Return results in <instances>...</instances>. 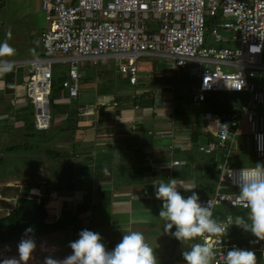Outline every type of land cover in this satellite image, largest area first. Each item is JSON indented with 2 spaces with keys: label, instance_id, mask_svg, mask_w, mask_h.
<instances>
[{
  "label": "built area",
  "instance_id": "obj_1",
  "mask_svg": "<svg viewBox=\"0 0 264 264\" xmlns=\"http://www.w3.org/2000/svg\"><path fill=\"white\" fill-rule=\"evenodd\" d=\"M48 26L39 34L41 54L20 60L29 64L25 99L32 106L37 129L50 126L52 65L67 63L62 88L70 98L79 90L83 60L99 64L113 58L131 85L138 81L137 61L144 56L164 57L173 72L196 80L193 100L211 92H244L248 102L224 111H205L195 122L203 136L196 144L205 154H219L211 192L200 197L220 222L234 221L238 184L258 166L231 163L234 139L246 125L255 157L264 159V0H40ZM214 21L210 26L207 20ZM221 30L227 35L221 34ZM211 36L217 46L207 45ZM88 105L83 110L88 109ZM227 125L228 130L225 129ZM174 164H178L175 160ZM228 210V211H227ZM243 216V215H242ZM232 225L217 253L244 249L232 236ZM198 238V243H203ZM213 264H220L219 255Z\"/></svg>",
  "mask_w": 264,
  "mask_h": 264
},
{
  "label": "crops",
  "instance_id": "obj_2",
  "mask_svg": "<svg viewBox=\"0 0 264 264\" xmlns=\"http://www.w3.org/2000/svg\"><path fill=\"white\" fill-rule=\"evenodd\" d=\"M22 47L17 46L13 56L1 60H29L41 54L40 44L23 49ZM145 57L149 56L142 58ZM86 62L90 61L83 60L79 63L81 76L77 96L70 98L67 91L61 88L63 97L69 98L60 101L62 116L52 121L57 125L67 124V127L72 128H50L56 130L51 132L61 137L60 141H54L57 149L60 146L72 147L69 162L73 163L74 190L55 194L53 190L48 189V199H44V196L40 198L42 195L38 193L30 195L28 190L25 191L28 196L45 202L49 222L58 218L67 219L73 215L78 218L77 225L81 219L78 217L76 206L87 204V225L91 231L99 233L102 240L105 237L106 250L114 249L127 232L139 231L154 248L158 264H185L183 251L198 243V238L182 244L170 234H165V221L159 217L162 201L155 197V185L176 179L178 184L185 187L194 184L196 188L192 191L202 197L207 193V188L201 184L205 182V168L209 165V160L213 158L214 161L219 154H204L197 150L196 144L210 137L206 138L201 134L200 128H196L199 127V123L195 122L197 118H194L191 125L183 126L181 120L184 117L178 116L180 120L175 117L172 106L177 101V94L173 86L176 87L177 84L173 83L170 88L164 86L169 80L174 82L181 72L176 71V76L165 75L164 77L171 78L156 85L157 82H151L152 78L154 75L162 78V72L155 67L154 70H150V67L139 69L138 81L135 84L139 86H136L134 91L118 90L109 83L107 75H97L95 72L92 76L87 74ZM23 79L22 76L21 80L14 82L13 78L8 79L9 81L0 79V99L7 96L6 92L12 97L9 104L7 103L9 106L3 108V104H0V116L6 115L13 119L14 128L17 127L15 116H20L19 123H22L23 108L29 106L28 103L25 106L22 102L25 100L22 92L24 88L20 87V84L25 85ZM124 79L126 80L125 76ZM188 86L190 84L185 83L181 89H187ZM12 101L18 103L11 105ZM0 102L3 103V100ZM85 105L89 106L87 110H83ZM2 121L5 122L1 117L0 124H3ZM196 132H199V135L194 138ZM239 135L248 137L245 131ZM63 137L68 139L66 146L61 142ZM248 144L249 141L245 139L242 145L232 151V164L247 166L250 154H253L252 146L249 147ZM175 160L178 164L173 163ZM179 190L183 196L191 195V191H185L183 188ZM44 191L41 194L47 195ZM70 194L75 205L69 206V209L75 211L67 215V210L62 208V197ZM60 195L62 197L59 199ZM99 211L107 213L104 224L101 223ZM78 227L75 229H80ZM171 231H175V228ZM161 236L166 239L162 240Z\"/></svg>",
  "mask_w": 264,
  "mask_h": 264
},
{
  "label": "rangeland",
  "instance_id": "obj_3",
  "mask_svg": "<svg viewBox=\"0 0 264 264\" xmlns=\"http://www.w3.org/2000/svg\"><path fill=\"white\" fill-rule=\"evenodd\" d=\"M47 26L48 24L45 21L44 13L43 10L41 9L40 0H0V42L6 41L14 49H16L17 46L19 47L23 46L22 47L23 49L28 46H35V45L38 46V44L41 45L39 34L43 30H45ZM221 34L227 35V32L221 30ZM207 45L217 46L218 43L211 36H208ZM1 59H6V57H0V60ZM86 63H87L86 65L87 74L92 76L93 73L95 72L97 75L98 74L107 75L109 83H111L114 87L116 86V89L118 90L125 89L129 91H134L136 86H139V85L128 84L127 79L123 80V76L125 75H123V73H120L118 71L117 66L115 64V60L113 58L108 59V61L105 64L103 63L93 64L91 61ZM137 66L140 70H143L148 67H150L151 70L153 67H155L157 70H159V72H162L164 74L162 78L158 77V75L156 76L154 75V77L152 78L151 82L152 83L157 82L156 85H159V82H162L163 80L166 81L168 80V78H171V77H164L165 75L176 76L175 72H173L170 69L169 60L164 57L151 58L149 56V57L141 58L137 61ZM51 68H52L53 81L57 85V87L52 93V97L54 100L53 101L51 100L50 102V112H51V118H52L51 122H52L53 120L62 116L61 100H63V98H69L68 96L63 97L64 95L62 94V90L59 87L61 80L63 79L64 76H66L68 64L55 62ZM28 69H29V64H25L23 67L17 66L16 68H13L11 72H8L3 75L7 76V74H10V78H11V74H12L13 82L21 80V76L22 78H24L23 80L25 81L28 75V71H27ZM180 72L181 74L175 77L176 80L174 82H171V80H169L168 84L164 87L170 88L171 85H174L173 83L177 84L176 87L175 85L173 86V89L175 90V94H177L176 96L177 101L174 103L172 108L175 117L178 118V120H180L178 116L184 117L181 120V122L184 123L183 126L185 124H186L185 126L189 124L191 125L193 123L192 121L194 120V118H198L199 114L202 112L229 109L234 106H240L242 104H245L249 100L248 95L244 92L219 91V92L207 93L206 100L198 105L194 103L192 100V95L193 93H195L196 80L193 78H188L182 71ZM185 83L187 85L190 84V86H188L187 89L186 88L181 89V87H183ZM160 86H162V84ZM5 87H7V84ZM20 87L24 88L22 89V92H24L23 95L25 99V94H26L25 85L20 84ZM112 89L113 92H115L114 88ZM5 95L7 96L0 99L3 100V103L0 102V104H3L2 105L3 108L9 106L8 104L12 99L11 95L8 96V92H6ZM22 102L23 105L25 106L27 105L26 99L23 100ZM16 103H18V101L17 102L12 101L11 105ZM259 109L261 111H264V107H261ZM23 110H24V116H26V120L32 119L31 118L32 108L25 107L23 108ZM1 117L4 118L5 122L2 121L3 124H0L2 125L0 127V150L1 149L5 150L6 147L12 145V140L11 139L9 140V136H7L6 133L2 135L1 130L10 131V128H14V123H13V119L6 117V115L0 116V120ZM19 117L20 116L18 115L15 116V119L17 121V123H15L17 127H15L13 130L15 132L23 131L22 123H24V121L22 123H19L20 122L19 121L20 119H18ZM53 124L55 123L52 122V125ZM52 125L51 128H68L67 124H60V125L55 124L53 126ZM143 126L144 124H142V127ZM51 130L56 132L55 129H50L49 134L48 131L47 134L44 133L45 136H47V139H42V140L43 141L45 140L44 141V143L46 142L45 146H49L51 148H53L54 146L55 148L56 147V145H54L55 142L60 141L59 139L61 137L56 136L57 133H53L51 132ZM239 131L240 132L245 131V134H247L246 125L243 124V126ZM12 133L14 132L10 131L9 133L10 137ZM41 134L42 133H38L39 137ZM245 139H247V142L249 141L248 146L251 147L250 137L248 136L247 138H244V136L239 135L235 138L234 145H232V151H234L235 148L238 147V145H242ZM66 141H68V139L63 137V141L61 142H63V144L66 146L67 145ZM29 143L31 147L32 142ZM58 150H59L58 151L59 154L53 158L44 155L43 152L40 151L36 152L37 153L36 158L28 157V156L25 157L24 155H21V157H16L12 153L6 156V159H4L3 163L0 164L1 212H7L9 208L14 206L16 204V199L19 196H23V195L28 196V192L25 190H28L30 195H33L34 193H38L42 195L41 197L39 196L40 198L44 196L43 197L44 199H48L49 198V194L47 193L48 189L52 190V188L56 185V183H58L57 181L60 179V177H62L61 179L62 181L63 179H66V181H68L75 177L74 172L72 171L73 163L71 161L69 162L70 160L69 157L70 155H72V147L70 146L64 148L60 146ZM1 152L2 154H5V151H1ZM247 165L250 166L264 165V159H259L255 157V155L250 154V159L248 160ZM43 191L46 192L47 195H45L44 193L41 194ZM59 197H62V195L58 196V198ZM62 199L64 200V203L63 204L61 203L62 208H64L63 210H67L66 214L70 215L71 213H74L75 210L69 209V206L73 207L75 205L71 194L69 196L64 195ZM63 200L61 201L63 202ZM85 211L78 214V217L81 220L80 223H77V225H76V221L71 222L70 226L54 234L32 238L36 243V248L34 249L29 261L25 262V264H45L47 258L63 260L65 257L71 255L72 249L69 246L70 242H73L79 238L78 234L81 230L84 229L90 230L89 228L90 226L87 225L86 222L89 213ZM106 214H107L106 212L102 213L99 211V216L100 219H102L101 222L102 224H104L105 222L104 217H107ZM241 214L243 216H246L247 210L241 211ZM111 223L112 222H110V224ZM76 227L80 229H75ZM103 228H105V226H103ZM232 231H233L232 232L233 237H236L235 239L241 247H243L246 250H251L256 254L257 264H264V241H260L259 243H250V241H253L256 238L251 234L250 231L246 232L237 226L233 227ZM161 237L162 240L166 239L164 236ZM104 239L102 240L103 244H105ZM20 241L21 240L7 242L4 244L0 243V264H11L9 260L12 259L19 261V256H14V255H19L17 251V245ZM160 245H163V243H160ZM12 256H14L15 258H10ZM20 264H23V262H20Z\"/></svg>",
  "mask_w": 264,
  "mask_h": 264
},
{
  "label": "clouds",
  "instance_id": "obj_4",
  "mask_svg": "<svg viewBox=\"0 0 264 264\" xmlns=\"http://www.w3.org/2000/svg\"><path fill=\"white\" fill-rule=\"evenodd\" d=\"M14 54L13 47L6 41L0 42V57H11ZM24 65H20L18 61L0 60V75ZM225 129L228 130L227 125ZM155 186V197L162 201L159 217L165 221V234H170L182 244L197 238L204 239L203 243H194L188 250L183 251L182 256L186 264H213L218 255L220 264H257L256 254L251 250L234 247L226 254H218L212 242L214 238L215 243L221 244V238L227 235L232 225L250 231L256 238L250 243L264 241V165L250 170L238 184L237 205L247 209V215L237 216L234 221L232 218L225 222L215 219L212 209L202 204L198 193L192 191L196 188L194 184L185 187L178 184L176 179H170ZM180 188L191 191V195L183 196ZM173 228L175 231H171ZM29 232L31 229L25 230V234ZM78 236L77 240L70 242L71 255L63 260L47 258L45 264H158L154 248L146 242L142 232H127L121 242L110 251L106 250L101 235L97 232L84 229ZM35 248L33 239H21L17 245L19 261H9L11 264L27 262Z\"/></svg>",
  "mask_w": 264,
  "mask_h": 264
},
{
  "label": "trees",
  "instance_id": "obj_5",
  "mask_svg": "<svg viewBox=\"0 0 264 264\" xmlns=\"http://www.w3.org/2000/svg\"><path fill=\"white\" fill-rule=\"evenodd\" d=\"M206 23L208 26H210L212 23H214V21L208 19ZM2 78L3 80L9 81L8 79H10V74H7V76H4L3 74L0 75V79ZM64 78L65 76L63 77V79ZM63 79L59 84L60 88H62ZM51 85L52 86L50 102L51 100H54L52 97V93L57 87V85L53 81V78ZM27 103L29 105L28 107H32L29 101H27ZM224 110L226 109H221L220 111ZM23 121L24 123L22 132H15L13 131L14 128H10V131L14 132L12 133L11 137L9 134L10 131L1 130L2 135L6 133V135L9 136V140H12V145L6 147L5 150H0V164L3 163L4 159H6V156L10 153L14 154L16 157H21V155H24L25 157L28 156L36 158V152L40 151L50 158L56 157L59 154V150L54 147L51 148L49 146H45L46 142L44 143L45 140H42L47 139V136H45V134H47V131L49 134L51 125L46 129H37L32 119L26 120V116H24ZM196 128L199 127L197 126ZM38 133H42L40 137ZM194 135V138H197L199 132H196ZM29 142H32L31 147ZM1 151H5V154H2ZM210 160L209 165L205 168L206 170L204 172L205 182L201 183L203 184V187L207 188L208 193L212 191L213 184L216 180V176L218 173L216 169V160L213 161V158H211ZM61 179L62 177H60V179L57 181L58 183H56V185L52 188L55 194H63L65 191L71 192L74 190L73 178L68 181H66V179H63L62 181ZM87 207V204H79L76 206L79 213H82L83 211L87 210ZM75 221L78 222V218L72 215L67 219L58 218L55 221L49 222L47 220V211L45 208L44 201L37 200V198L32 196H19L16 199V204L11 207L7 212H1L0 210V243H7L24 238L38 237L56 233L60 230L67 228L71 224V222ZM26 229H31V232L25 234Z\"/></svg>",
  "mask_w": 264,
  "mask_h": 264
},
{
  "label": "bare ground",
  "instance_id": "obj_6",
  "mask_svg": "<svg viewBox=\"0 0 264 264\" xmlns=\"http://www.w3.org/2000/svg\"><path fill=\"white\" fill-rule=\"evenodd\" d=\"M10 258H15L14 256L10 257ZM23 264H25V262H23Z\"/></svg>",
  "mask_w": 264,
  "mask_h": 264
}]
</instances>
